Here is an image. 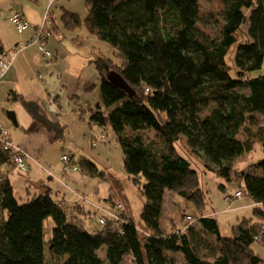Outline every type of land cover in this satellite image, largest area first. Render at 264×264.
<instances>
[{
	"label": "trees",
	"instance_id": "obj_1",
	"mask_svg": "<svg viewBox=\"0 0 264 264\" xmlns=\"http://www.w3.org/2000/svg\"><path fill=\"white\" fill-rule=\"evenodd\" d=\"M86 4L84 22L63 8L62 26L48 8L51 37L56 34L62 41V27L74 30L84 23L117 52L116 61L107 56L96 59L101 102L91 110L90 119L116 133L126 171L141 185L146 199L141 220L136 223L132 217L119 224L107 220L91 230L87 214L92 209L81 205V210L70 213L50 192L20 203L4 169L11 157L0 148V264H47L46 245L62 264H173L176 253L186 264H262L252 245L264 244V157L253 170L240 173L243 193L255 203L253 210L261 221L244 217L227 235L208 209L203 180L187 153L231 182L235 159L252 150L253 140L264 152V73L252 75L264 64V0H86ZM216 16L221 17L217 35L197 27L200 20ZM236 44L230 64L228 54ZM111 72L127 81L132 94L112 83ZM13 96L37 115L36 104ZM36 119L53 127L48 130L54 138L62 137L65 126L43 115ZM148 128L161 136V146L145 142L141 132ZM106 136L105 132L97 142L107 141ZM180 140L185 141V152L178 150ZM72 158L79 163L78 170L108 182V199L94 204L95 214L106 215L98 206L120 201L130 207L113 172L85 155ZM167 191L193 205L199 228L190 225L180 234L178 226L166 228L162 215ZM49 218L54 225L46 242Z\"/></svg>",
	"mask_w": 264,
	"mask_h": 264
},
{
	"label": "rangeland",
	"instance_id": "obj_2",
	"mask_svg": "<svg viewBox=\"0 0 264 264\" xmlns=\"http://www.w3.org/2000/svg\"><path fill=\"white\" fill-rule=\"evenodd\" d=\"M26 1H20V7L24 10L32 7L35 9L34 15L38 19V22L42 19H44V15L46 10L49 8L50 0H40L41 6L37 4L35 0H28ZM45 5V8L43 6ZM48 5V6H47ZM47 6V7H46ZM63 8L67 10H71L76 12L81 20L84 22L85 17L88 14V8L86 4V0H55L53 4L51 5V13L53 14V17H55L58 24L62 26V20L61 15ZM248 13L249 10H246ZM41 20V22H42ZM249 23H245L242 25V31L246 30ZM221 26V17H206L205 19H202L198 22L197 27L209 34L210 36L217 35L219 29ZM64 31V40L59 45V52L60 55L57 58V63H59L63 67V77L64 80L68 83L66 84V88H69L71 86L74 87L75 83H79L80 81L83 82L84 78H79L80 74L82 73V69L85 68V80H90L91 82H96V90L92 93V89L88 90L86 92L87 97H91L95 95V97H98L99 91H100V82H99V74L96 69V59L101 56H107L109 58L114 59L116 61L118 59L116 50L107 42L99 39L95 34L91 33L85 24L83 23L79 28L74 30H66L64 27H62ZM61 29V30H62ZM16 30V28H15ZM17 31V30H16ZM242 38V37H241ZM237 47V44L231 48L229 54H228V61L230 64L233 62V56H235V49ZM53 50L55 48H52ZM55 51V50H54ZM21 51L19 52V54ZM232 55V56H231ZM41 57V54L39 55ZM42 58V57H41ZM39 59V58H38ZM47 62V61H42ZM48 64V63H45ZM76 68V73L75 69ZM233 73L235 74V70H233ZM264 73V64L263 67L252 73V75L257 76L259 74ZM71 93V92H70ZM15 105V109L12 108L10 105ZM20 102L13 100L10 103H7V98L3 97L0 98V120L3 122V124H8L9 117L6 113V111H15L16 108L20 107ZM24 109L23 105H21ZM75 103H71L70 108H66L65 112L68 113L62 114L61 117H63V127L64 130V142L69 143L71 140H73L74 143L76 142V130L81 129L82 133L84 130H86L90 125V119L87 120H80V119H74V114H72L73 107H75ZM25 110V109H24ZM26 112V111H21ZM207 111H205L206 113ZM18 114V111H17ZM19 117V116H18ZM38 121V120H36ZM56 124H60V122L57 119H54ZM92 121V120H91ZM39 122V121H38ZM84 123H87V126L84 127ZM6 126V125H5ZM8 127V126H7ZM49 129L53 128L52 126H48ZM18 129V128H17ZM15 129L11 131V135L14 137L13 139L21 137V133L15 132ZM106 132L107 141L104 143H97L96 140H94V146L90 147V143L93 141V137L91 139V136L88 137V139H91L88 142V148L85 151V153L89 156L88 158L94 161L98 166H100L103 170L110 169L114 172L116 178L120 181L122 184V189L124 191L125 197L128 199L130 203V214L133 216V219L136 223H138L141 220V211L144 206V203L146 201L145 196L143 195L141 191V185L135 183L132 179V177L127 173L125 168V162H124V152L122 149V146L117 141L116 133L113 131V129L110 127H107L105 130H98L95 132V137H104V133ZM244 132V130H243ZM143 139L146 143L156 142L159 144V146L162 145V138L161 136L153 129L148 128L141 132ZM243 134H241L242 136ZM79 136V135H78ZM55 140V138H54ZM61 141V140H60ZM178 150H181V152H185L187 147L185 145L184 140H180L176 143ZM153 146H155L153 144ZM158 148V147H157ZM65 150L68 153H75L74 156H79V150H74L73 148L69 147L68 145H62L61 149L59 148L57 151L59 153V157L62 155V151ZM61 151V152H60ZM29 153V152H28ZM51 153L56 154V150L53 149ZM67 153V154H68ZM58 154H56L57 156ZM85 155V154H82ZM189 158L193 159V161L196 163L199 173L201 175V180H203V187L208 195L209 202H208V209L210 211L215 212L220 226L221 230L224 234L229 235L230 229L233 224L238 223L242 218L244 217H252L256 221H261L260 216L256 215L253 208L250 207L249 211H247V207L243 211H237L236 206H239L245 202H248V197H243L242 199H236L232 198L230 196L229 199H225L226 196L232 195L235 196V190L242 189L243 183L240 179V173L241 171H248L253 170L254 164L261 158L264 157V152L261 147V144L257 140H253L252 142V150L249 152H245L243 155L239 156L235 159L233 163V180L231 182H228L225 178L219 177L217 173L214 171L206 169L204 167V164L202 163L201 158L196 157L192 153H187ZM14 169V166H12ZM11 167V169H12ZM4 169L8 172L10 169L9 164L4 165ZM110 171V172H111ZM11 177L13 181V186L15 190V195L20 203L27 202L28 201V186L21 184L24 182L25 174L17 171L11 172ZM45 178V177H43ZM99 185V187H97ZM223 185L226 186L225 190L223 189ZM54 188H57V185L54 184ZM79 187V186H78ZM88 190L84 188V191H89V199H93L96 201H100L98 203L103 202L105 204L106 199H108V194L110 192L108 182L105 179H102L101 177L91 176L88 181ZM116 187H118V184H116ZM228 187V188H227ZM30 188V187H29ZM35 188V185H34ZM82 190V189H81ZM243 190V189H242ZM33 196L36 195L34 190ZM66 191L71 193V190L66 188ZM83 191V190H82ZM53 195V194H52ZM54 198H56V195H53ZM70 198L77 199V196L75 194H72ZM79 200V199H78ZM83 204V203H82ZM86 206L89 205L88 203H84ZM72 207L74 203L71 204ZM70 208V205L68 206ZM194 208L193 205L188 202L187 200L181 198L176 193L172 191H167L165 195L164 200V207H163V215H162V223L166 225V228H176L182 227L187 214H192ZM196 211V210H195ZM246 211V212H245ZM212 213V212H211ZM87 216L89 218L87 221L89 222L91 220L93 223L89 224V229L93 230L97 225L98 216L94 213H88ZM195 216V215H194ZM81 217H84V215H81ZM90 221V222H91ZM53 221L52 218H49L45 222V240L46 242L49 241V238L52 235V228H53ZM99 225V223H98ZM193 226H196V228H199L198 221H195L192 223ZM207 237V235H206ZM210 240H214L212 237H210ZM253 249L260 255V257L263 258L262 264H264V244H262L259 241H256L252 245ZM46 260L47 264H62L59 259L51 256V253L48 250V245H46ZM100 254L103 256L104 252L101 250ZM202 255L206 254V251L201 252ZM174 263L173 264H186L183 260L182 255L180 254H173Z\"/></svg>",
	"mask_w": 264,
	"mask_h": 264
},
{
	"label": "crops",
	"instance_id": "obj_3",
	"mask_svg": "<svg viewBox=\"0 0 264 264\" xmlns=\"http://www.w3.org/2000/svg\"><path fill=\"white\" fill-rule=\"evenodd\" d=\"M20 1H26L27 3L29 2L28 0H0V42L4 50L12 48L21 41H29L32 38L34 28L39 25L42 20L41 19L38 22V19L34 15V8L29 7L25 10L21 8ZM35 1L38 5L41 2L40 0ZM43 8H45V5ZM16 11H21L24 20L30 24V27L23 32H19L17 29L16 31V27L11 21V16ZM63 40L64 39L59 41L56 34L49 38L47 47L54 52L55 58L52 57V59L44 58L42 51H40L37 44L35 43H30L24 49H22L21 53L17 54L12 67L8 70L4 78L0 80V98L6 97L7 103H10L13 100L21 103L19 104L20 107L16 108V112L6 111L9 121L8 124L5 125L10 128V132L15 129V132L21 133L20 139H13L14 137L12 135L11 138L15 144L19 145L27 153L29 152L30 171L29 174H25L26 176L24 182L21 183L28 186V199L34 194L32 190H34L37 194L41 192H50L51 195H56L55 199L59 201L70 213H75L78 212V210H81L79 209L81 208V205H83L84 209H86L84 203H88L89 205L87 208L92 209V213L95 214L96 210L94 208V204H98L100 201L93 199L90 200L89 191H84V188L88 190L87 186L91 175L87 174V172L83 169L78 171H63L61 156L64 153L67 154L68 152L65 150L62 152L60 151L62 155L59 157L57 150L59 148L61 149L62 145H68L74 150H79V156L85 154V156L89 157L85 153L88 148V142L93 137V141L90 143V147H93L94 140H100V137H95L94 133L98 130H102L100 126L95 124L90 119L91 110L96 107L97 103L101 102V93L99 91L98 97H95V95L91 97L85 96L88 90L92 89L93 93L96 90L97 84L96 82L85 80V68L82 69V73L79 76V78H84L83 82L80 81L79 83H75L74 87L72 88L73 91L70 89L71 86L69 88L65 87L68 82L64 80L63 67L57 63V58L60 55L59 45L63 42ZM52 48H55V51ZM40 54L42 58L39 56ZM43 60L47 62H42ZM74 69L76 73V68ZM14 94L21 95V97H23V99L28 101L30 104H36V108L34 107V109L35 111L38 110L37 115H33L31 113L32 111L30 112L28 110L27 104H24L21 100L14 99ZM72 102L76 104V106L73 107L71 114L75 115L74 119H90L91 125L86 130H84L83 133L81 129L76 130L77 143H74L73 140H71L69 143H65L64 134L61 138H55L54 140V137L48 128L41 122L36 121V117L40 118L43 115L53 122H55L54 119H57L60 124L63 125V117H61V115H68L65 110L66 108L68 109L71 107ZM86 104L90 107H85ZM10 105L15 109V105ZM21 105H23L25 110ZM21 111L26 112L24 113ZM10 114H12V117ZM86 126L87 123H84V127ZM89 136H91V139H88ZM53 149L56 150V154H58L57 156L55 153H51ZM68 155L73 157L75 153H68ZM79 156H75V158L77 159ZM9 165L10 169L8 171V176L10 178L11 172L16 170L13 169L12 162H10ZM43 167H45L47 171L43 170ZM10 181L13 185L12 178H10ZM242 183L244 184V182ZM54 184L57 185V188L53 187ZM69 187L73 188L75 191V193L71 191L72 194H82L85 199H81L77 195V199L70 198L72 194L66 191V188L69 189ZM97 187H99V185ZM243 197H246V194H243L241 197L232 198H235L234 200H236L242 199ZM72 203H74L73 207L71 205ZM69 205L70 208L68 207ZM236 207L237 211H243L246 207L247 211H249L250 207H255V203L250 200V198H248V202ZM81 215L86 214H79V216ZM96 215L99 217V214L96 213ZM92 221L90 222L91 224L93 223ZM96 225H98V220Z\"/></svg>",
	"mask_w": 264,
	"mask_h": 264
},
{
	"label": "built area",
	"instance_id": "obj_4",
	"mask_svg": "<svg viewBox=\"0 0 264 264\" xmlns=\"http://www.w3.org/2000/svg\"><path fill=\"white\" fill-rule=\"evenodd\" d=\"M11 21L19 32L30 27V24L24 20L21 11H16L11 16ZM53 29L51 28L50 17L48 11L44 15L42 22L34 28L32 38L29 41H21L20 43L14 45L8 50L0 52V80L4 78L8 70L12 67L17 54L22 51L28 44H37L40 51L43 53V57L47 59L52 58V51L47 48V40L53 35ZM103 139V138H101ZM0 148L5 151L11 157L12 165L14 169L23 174H29L30 171V157L28 153L21 148L19 145L15 144L11 138L10 128L5 126L0 120ZM61 161L63 163V171H77L79 168V163L76 162L70 155L64 153L61 156ZM43 170L47 171L45 167ZM244 185V184H243ZM243 190L238 189L235 192V196L228 195L225 199L231 197H241L243 196ZM110 205V204H109ZM97 206V205H95ZM106 215H101L99 217V224L104 226L108 221L114 224H119L120 222H128L130 218V213L123 202H117L113 206L105 208L104 206H98ZM198 218L188 214L186 216L185 222L182 227L177 229V233L186 232L188 227L192 225ZM118 226V225H117Z\"/></svg>",
	"mask_w": 264,
	"mask_h": 264
},
{
	"label": "water",
	"instance_id": "obj_5",
	"mask_svg": "<svg viewBox=\"0 0 264 264\" xmlns=\"http://www.w3.org/2000/svg\"><path fill=\"white\" fill-rule=\"evenodd\" d=\"M110 79L113 84L132 94L131 88L127 81L118 72H111ZM10 116L12 117V114H10Z\"/></svg>",
	"mask_w": 264,
	"mask_h": 264
},
{
	"label": "clouds",
	"instance_id": "obj_6",
	"mask_svg": "<svg viewBox=\"0 0 264 264\" xmlns=\"http://www.w3.org/2000/svg\"><path fill=\"white\" fill-rule=\"evenodd\" d=\"M120 202H122V201H120ZM124 203V202H123ZM125 204V203H124ZM126 206V205H125ZM126 208L128 209V211H129V213H130V207H127L126 206ZM188 215V214H187ZM192 215V214H191ZM194 216V215H193ZM133 216L130 214V218H129V221L131 220V218H132ZM196 217V216H195ZM198 218V217H197ZM199 219V218H198ZM198 221V220H197Z\"/></svg>",
	"mask_w": 264,
	"mask_h": 264
},
{
	"label": "flooded vegetation",
	"instance_id": "obj_7",
	"mask_svg": "<svg viewBox=\"0 0 264 264\" xmlns=\"http://www.w3.org/2000/svg\"><path fill=\"white\" fill-rule=\"evenodd\" d=\"M232 196V195H231Z\"/></svg>",
	"mask_w": 264,
	"mask_h": 264
}]
</instances>
